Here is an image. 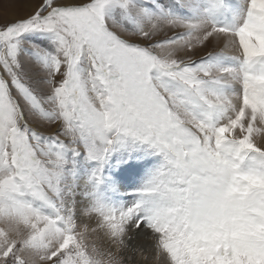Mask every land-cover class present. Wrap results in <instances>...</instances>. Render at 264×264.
Returning a JSON list of instances; mask_svg holds the SVG:
<instances>
[{
  "label": "snow or ice",
  "instance_id": "1",
  "mask_svg": "<svg viewBox=\"0 0 264 264\" xmlns=\"http://www.w3.org/2000/svg\"><path fill=\"white\" fill-rule=\"evenodd\" d=\"M0 264H264V0H0Z\"/></svg>",
  "mask_w": 264,
  "mask_h": 264
},
{
  "label": "rangeland",
  "instance_id": "2",
  "mask_svg": "<svg viewBox=\"0 0 264 264\" xmlns=\"http://www.w3.org/2000/svg\"><path fill=\"white\" fill-rule=\"evenodd\" d=\"M140 243L144 244L145 246H147V241H140Z\"/></svg>",
  "mask_w": 264,
  "mask_h": 264
}]
</instances>
